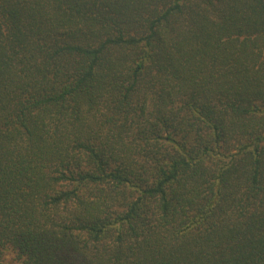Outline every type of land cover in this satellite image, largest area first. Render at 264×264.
<instances>
[{
    "label": "trees",
    "instance_id": "16d2710c",
    "mask_svg": "<svg viewBox=\"0 0 264 264\" xmlns=\"http://www.w3.org/2000/svg\"><path fill=\"white\" fill-rule=\"evenodd\" d=\"M0 264H264V0H0Z\"/></svg>",
    "mask_w": 264,
    "mask_h": 264
}]
</instances>
